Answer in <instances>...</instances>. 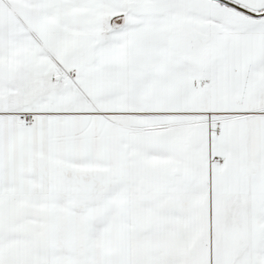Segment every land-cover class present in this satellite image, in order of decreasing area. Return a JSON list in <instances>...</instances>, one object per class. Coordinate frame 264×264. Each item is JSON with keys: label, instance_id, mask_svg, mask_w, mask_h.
I'll return each instance as SVG.
<instances>
[{"label": "snow or ice", "instance_id": "obj_1", "mask_svg": "<svg viewBox=\"0 0 264 264\" xmlns=\"http://www.w3.org/2000/svg\"><path fill=\"white\" fill-rule=\"evenodd\" d=\"M0 264H264V0H0Z\"/></svg>", "mask_w": 264, "mask_h": 264}]
</instances>
